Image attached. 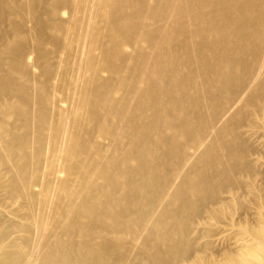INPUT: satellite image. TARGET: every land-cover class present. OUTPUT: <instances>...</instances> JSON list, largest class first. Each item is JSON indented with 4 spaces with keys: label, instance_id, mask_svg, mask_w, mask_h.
Masks as SVG:
<instances>
[{
    "label": "bare ground",
    "instance_id": "6f19581e",
    "mask_svg": "<svg viewBox=\"0 0 264 264\" xmlns=\"http://www.w3.org/2000/svg\"><path fill=\"white\" fill-rule=\"evenodd\" d=\"M0 264H264V0H0Z\"/></svg>",
    "mask_w": 264,
    "mask_h": 264
}]
</instances>
